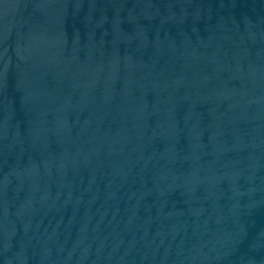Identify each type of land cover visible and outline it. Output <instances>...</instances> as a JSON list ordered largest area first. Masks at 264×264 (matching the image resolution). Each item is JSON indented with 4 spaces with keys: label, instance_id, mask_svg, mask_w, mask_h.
Listing matches in <instances>:
<instances>
[{
    "label": "water",
    "instance_id": "1",
    "mask_svg": "<svg viewBox=\"0 0 264 264\" xmlns=\"http://www.w3.org/2000/svg\"><path fill=\"white\" fill-rule=\"evenodd\" d=\"M0 264H264V0H0Z\"/></svg>",
    "mask_w": 264,
    "mask_h": 264
}]
</instances>
